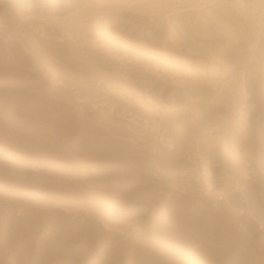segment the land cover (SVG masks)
I'll return each instance as SVG.
<instances>
[{"label": "rangeland", "instance_id": "374dc122", "mask_svg": "<svg viewBox=\"0 0 264 264\" xmlns=\"http://www.w3.org/2000/svg\"><path fill=\"white\" fill-rule=\"evenodd\" d=\"M151 1L0 0V264H264V0H242L261 5L262 21L233 68L202 52L219 39L177 46L168 34L212 0ZM115 4L129 5L104 12ZM84 13L164 37L167 69L121 47L106 53L100 21L73 36L57 23ZM14 41L30 65L14 60ZM56 43L115 64L77 53L86 72L68 68L48 57ZM130 76L140 97L119 89ZM199 89L208 104L187 98ZM239 117L259 135L247 143L255 156L235 162L222 141Z\"/></svg>", "mask_w": 264, "mask_h": 264}, {"label": "bare ground", "instance_id": "6f19581e", "mask_svg": "<svg viewBox=\"0 0 264 264\" xmlns=\"http://www.w3.org/2000/svg\"><path fill=\"white\" fill-rule=\"evenodd\" d=\"M165 1L166 0H155V1H151L152 3L146 2L145 4L147 5L152 4L153 6L156 7H163L166 6ZM211 2L213 3L210 5L211 7L208 8L207 12L200 13L203 16L202 15L199 16V18L195 21H193V19L190 16L186 17L185 24H183L178 20H174L173 23L169 24L168 34L171 37L172 41L177 46H181L182 44L181 42L187 41V39L190 37L191 38L199 37L205 39L206 41L212 39H219L218 48H213L211 50L202 51V52H204V54L208 58L214 61L213 62L215 64L214 66H217L221 62L225 64L228 68H233L235 66V61H237V59H242V60L244 59L245 53L249 47H255L256 44L255 41L257 40L254 39L255 40V41L253 40L254 42H252L251 40H250L251 42H249V39H251L250 37L252 36V34H255V32L253 31V29L255 30V25L259 24L262 21V19L259 21L260 18L256 19L255 17V11L258 10V8H260L261 5H257V3L256 4L254 3V6L252 8H249L243 3L242 0H221L217 2H214V0H212ZM128 5L129 4L126 5L122 4V6L120 5L116 6L115 4L114 6L112 5L111 7H105L106 9L103 10L104 12H110L112 9L117 11L127 7ZM248 10L251 13H248ZM262 10H264V5H262ZM82 11H86V10L83 9ZM84 14L83 15L77 14L78 16L74 14L75 15V16L73 15L74 18L72 16V18L65 19L62 21L59 19L60 21L58 20L59 22L57 23H61L62 29L67 31L69 36H73L75 32H78L80 34L81 33L85 34L89 30H91V24L92 23L95 24L96 22H99L100 19L99 20L96 19V21L95 19H92L94 21L91 22L92 20L91 21L89 20L91 23H88L87 20H85V18L88 17L86 14L85 15ZM22 17L26 18L24 16ZM121 19H123L122 16L120 14H116L111 19L110 17H108L106 19L103 18L102 21H100V25L97 29V33H98V37L102 40L101 44H103L104 47H107L106 53H112L113 48H117V51H115V53H118L116 55L119 56L118 49L121 47L125 49L126 53L130 51L133 52L134 53L133 57L139 58V56H141L143 59H147L148 62L153 63L155 66L160 65V67L167 69L169 57L166 48V39L164 37H156L151 30L143 28L141 26L127 27V22L121 23ZM247 25H249V27L245 29ZM67 26L69 27V29H67ZM237 31L238 34L236 33ZM87 39L89 38L86 37V41L83 43L87 44L89 42L87 41ZM90 42L91 45H95V46L97 45L93 40ZM11 45H12L11 49L14 51L13 54L15 53L14 55L12 54V57L14 56L13 57L14 60H16L17 63L20 64L22 63L24 65H30L28 64L30 62L28 61L30 58L21 51V48L16 44V42L15 41L12 42ZM70 46L72 47L73 45ZM78 50H74L71 48L69 50L65 48V45L63 43L62 44L56 43L54 44V46L51 47L50 45V47H48V52H49L48 57L51 56V57H56L57 59H61L62 62H65L68 65L67 66L68 68H73V69L77 68L78 70L82 66H83L82 68H84V64H80L75 58H72L73 54L78 53ZM79 51L82 52L81 50ZM75 56H77L78 59L79 58L86 59V61L90 60L93 63H97V66H100L101 68L107 70L110 69L109 67L110 65L115 64L114 60L103 57L102 55L93 53L92 51H88V50L82 53V55L79 54ZM202 62L203 60H199L197 64V68H200L199 64ZM9 64L13 65L12 63ZM214 66L212 70L213 72L215 71L216 73V71H218L217 69L218 66L217 67ZM84 70L85 68L83 69V71ZM50 71L51 68H49L48 72ZM13 74L14 73H12V75ZM57 80L58 81L56 82H59L60 84H65L64 81H62L60 78H58ZM119 89L121 91L126 90V92L129 93L130 95L137 94L139 97L141 96V93L135 81V77L133 76L126 78L120 84ZM206 93H208V91L202 89L193 90L188 94L187 98L195 105H197L198 103L196 102L199 101L201 103L203 102V104L206 105L210 100V98H207L205 96ZM148 99L152 101L150 98ZM158 105L161 106L159 102ZM258 135H259V130L257 124L255 126H252V124H250L249 122L243 124L239 117L236 120H234L232 131L227 135H225V137L223 138L222 142L224 143L223 144L225 148L224 152H226L228 158L230 157L235 162L240 159L242 160V159L252 158L253 156H255L253 155V153L254 151H256V149L254 148V151L253 150L251 151L247 146V143H249L250 145L255 144L257 140L255 143L254 141L256 136ZM215 142L213 143L211 142V143L214 144ZM240 148L243 151H242V155L239 158L238 156H236V152ZM215 184H216L215 189H217L219 187V182L215 181ZM253 189H250L248 192H245V194L248 195L249 200L256 197L255 188L253 187ZM215 195L219 197L221 194H218V192H216ZM233 203L240 204L239 200L236 198H234ZM257 204H259V202ZM259 208L260 207H258V209ZM261 208H263V205L261 206ZM226 210L229 209L227 208ZM261 224H264V216L261 217Z\"/></svg>", "mask_w": 264, "mask_h": 264}]
</instances>
